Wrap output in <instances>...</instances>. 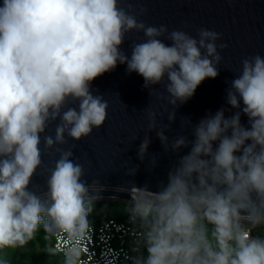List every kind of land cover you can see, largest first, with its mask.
I'll return each mask as SVG.
<instances>
[{"label":"clouds","instance_id":"1","mask_svg":"<svg viewBox=\"0 0 264 264\" xmlns=\"http://www.w3.org/2000/svg\"><path fill=\"white\" fill-rule=\"evenodd\" d=\"M146 13L130 0H0V250L24 246L42 225L64 238V264H81L99 182L89 185L73 150L60 146L105 124L109 104L91 84L126 64L150 96L153 85L164 87L167 95L158 99L173 111L156 135L165 151L189 148L158 191L133 189V264H264V236L253 235L264 226V56H246L233 69L225 89L230 109L195 125L185 117L181 128L190 126L193 138L177 135L169 143L165 130L175 109L219 75L228 44H217L222 34L208 28L193 37L148 25L139 19ZM132 32L145 39L132 41L129 56L121 46ZM147 119V131L156 130L157 113ZM52 123L54 136L45 134ZM150 142L145 135L141 161ZM52 150L59 158L48 167L42 156ZM38 170L46 191L30 187Z\"/></svg>","mask_w":264,"mask_h":264},{"label":"water","instance_id":"2","mask_svg":"<svg viewBox=\"0 0 264 264\" xmlns=\"http://www.w3.org/2000/svg\"><path fill=\"white\" fill-rule=\"evenodd\" d=\"M133 4L147 9L145 15L139 16L148 25H166L169 32L182 30L197 36L200 28H208L222 34L217 44L227 43L228 47L221 51L223 60L219 66V75L205 79L196 89L194 95L175 109L176 118L170 128L165 130L169 143L177 135H186L191 140V127L181 128L185 117L191 125L197 124L209 113L221 108H229L226 103L227 81L232 80L241 59L249 55L264 56V0H130ZM142 32H132L121 46L130 56L132 41L142 42ZM166 44H171L165 40ZM156 88L150 96V89L144 87V79L139 74L127 72L126 64H118L110 72L96 78L91 88L94 94H100L107 100L108 115L106 122L98 130L80 141L69 139L61 145L73 150L72 159H77L84 166L87 183L99 182V191L94 201L111 200L133 205V189L147 188L158 191L167 183L168 172L177 164L179 158L189 151L183 148L173 152L169 147L165 151L156 135L159 128L169 124L167 115L173 111L166 102L159 100L164 93L163 85ZM167 95L166 93H164ZM74 106V105H73ZM167 107V111H165ZM157 113V129L147 131L148 112ZM235 110L226 112L231 115ZM241 122L247 125V117L242 115ZM58 123V121L56 122ZM56 123H52L45 134L53 135ZM145 135L150 139L147 154L143 161L138 157V149ZM138 138L133 141L134 137ZM43 149V143L41 144ZM59 154L52 150L44 153L43 162L52 167ZM155 158L156 165L151 160ZM136 168L135 174H128ZM46 191V176L40 170L33 177L30 187Z\"/></svg>","mask_w":264,"mask_h":264},{"label":"built area","instance_id":"3","mask_svg":"<svg viewBox=\"0 0 264 264\" xmlns=\"http://www.w3.org/2000/svg\"><path fill=\"white\" fill-rule=\"evenodd\" d=\"M132 208L120 219L101 218L98 224H91L90 238L81 245V264H133V258L138 255L134 250L137 237L134 234L138 230V221L132 222ZM263 229L264 226L254 227ZM53 248L65 261V240L61 236L52 235ZM147 255L146 250H142Z\"/></svg>","mask_w":264,"mask_h":264},{"label":"rangeland","instance_id":"4","mask_svg":"<svg viewBox=\"0 0 264 264\" xmlns=\"http://www.w3.org/2000/svg\"><path fill=\"white\" fill-rule=\"evenodd\" d=\"M133 205H127L124 203L116 202V201H111V200H104V201H94L91 204V210L89 212V215L91 214L92 210L95 209L96 211H105V212H113L117 211L120 214H126V212L131 209ZM110 213V214H111ZM88 215V216H89ZM42 225L39 227L37 232L35 233L34 237L28 241L24 246H18V247H12V254L9 260L14 262L15 264H26V256L31 257H37L38 262L41 264H49L50 259L49 256H47L40 244L39 240V233L41 231ZM256 234H262L264 233L263 229H256L255 230ZM45 237L43 233H41V239L44 241ZM47 239V238H46ZM49 239V238H48ZM5 249V248H4ZM4 249L0 250L1 255H4ZM28 263V262H27ZM28 264H32L29 262Z\"/></svg>","mask_w":264,"mask_h":264},{"label":"trees","instance_id":"5","mask_svg":"<svg viewBox=\"0 0 264 264\" xmlns=\"http://www.w3.org/2000/svg\"><path fill=\"white\" fill-rule=\"evenodd\" d=\"M111 213V212H110ZM109 212H105V211H96L95 209L92 210L91 214L88 216V220L91 224H98L101 218H116V219H120L124 216V214H120L117 211H113L111 214ZM41 233L44 234L45 240L43 241L41 239ZM47 238V239H46ZM49 238V239H48ZM39 240H40V244L42 246V249L44 251V253L49 256V264H64L63 263V259L61 257V255L59 253H57L54 248H53V238L52 235L48 234L43 226L41 228V231L39 233ZM12 247H6L4 249V255L2 256L0 253V262H2V264H15L14 262H12L10 259L11 254H12ZM29 262H31L32 264H40L38 262V258L37 257H31L30 256H26V264H28ZM42 264V263H41Z\"/></svg>","mask_w":264,"mask_h":264},{"label":"flooded vegetation","instance_id":"6","mask_svg":"<svg viewBox=\"0 0 264 264\" xmlns=\"http://www.w3.org/2000/svg\"><path fill=\"white\" fill-rule=\"evenodd\" d=\"M100 201H104V200H100Z\"/></svg>","mask_w":264,"mask_h":264}]
</instances>
